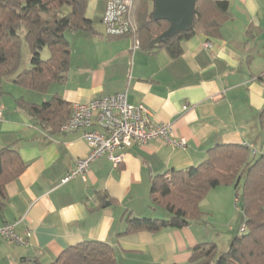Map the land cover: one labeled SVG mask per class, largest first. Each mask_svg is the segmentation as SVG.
Masks as SVG:
<instances>
[{
  "label": "crops",
  "instance_id": "1",
  "mask_svg": "<svg viewBox=\"0 0 264 264\" xmlns=\"http://www.w3.org/2000/svg\"><path fill=\"white\" fill-rule=\"evenodd\" d=\"M104 7L105 0L87 1L85 16L97 34L65 32L70 55L63 81L36 91L0 78V148L15 149L25 164L4 186L0 224L16 222L19 234H29L26 246L0 241V264H19L23 257L49 264L66 247L85 240L110 245L115 264H187L193 247L213 242L219 251L217 237L227 233L230 241L243 222L232 185H224L207 192L199 218L185 227L123 233L128 215L166 217L150 206L155 177L198 165L217 144L260 150L264 0H228L230 17L219 34H194L176 58L162 49L135 48L128 35L106 36L102 24L94 25L98 13L101 22ZM206 40L210 48L203 47ZM122 91L129 103L148 108L151 121L168 123L171 137L183 138L185 146L158 137L133 143L122 151L118 166L102 156L90 163L85 180L62 182L75 160L88 153L82 130L41 126L16 100L38 105L59 96L67 104L60 118H67L73 102Z\"/></svg>",
  "mask_w": 264,
  "mask_h": 264
},
{
  "label": "trees",
  "instance_id": "2",
  "mask_svg": "<svg viewBox=\"0 0 264 264\" xmlns=\"http://www.w3.org/2000/svg\"><path fill=\"white\" fill-rule=\"evenodd\" d=\"M88 0H0V78H12L15 84L44 91L49 84L61 82L69 64L70 51L66 31L97 34L85 16ZM152 0H138L135 9L136 37L139 46L151 52L164 50L176 58L183 42L198 32L217 36L229 17L228 0H197L192 27L165 42L151 41L165 31L168 22L150 18ZM21 36L28 45L30 66L21 67ZM110 36L109 38H112ZM115 37V36H114ZM46 47L48 56L41 57ZM20 109L36 118L41 126L58 127L67 104L54 96L41 104L16 100ZM70 112V108H69ZM264 115V107L261 111ZM69 116V115H68ZM25 168L18 152L0 148V204L4 186ZM232 185L236 206L243 216L244 232H238L227 248L219 252L213 242L198 244L191 250L187 264H264V155L252 156L242 144H217L207 150L206 158L184 170H170L152 180L150 206L166 217H126L123 233L156 232L164 228H182L199 218L200 201L217 186ZM19 264H41L23 257ZM49 264H115L110 245L85 240L66 247Z\"/></svg>",
  "mask_w": 264,
  "mask_h": 264
},
{
  "label": "built area",
  "instance_id": "3",
  "mask_svg": "<svg viewBox=\"0 0 264 264\" xmlns=\"http://www.w3.org/2000/svg\"><path fill=\"white\" fill-rule=\"evenodd\" d=\"M137 2L138 0H105L101 16L106 36L128 35L133 39L135 48L139 47L135 20ZM211 46L208 40L203 43L204 48ZM1 116L0 111V118ZM150 116L151 112L144 105L128 102L126 91L98 96L87 102H73L69 116L60 124V130L67 132L81 129L89 150L84 157L75 160L73 168L65 174L62 182L75 177L85 180L90 163L102 156H106L114 167L118 166L122 162V151L133 143L144 144L158 137L166 142L185 146L183 138L171 137V126L168 123L153 122ZM250 153L252 156L264 155V142L259 151L250 148ZM245 230L243 224L238 228V232ZM28 237L29 234L22 235L16 231V222L0 224V241L26 246L29 243Z\"/></svg>",
  "mask_w": 264,
  "mask_h": 264
},
{
  "label": "water",
  "instance_id": "4",
  "mask_svg": "<svg viewBox=\"0 0 264 264\" xmlns=\"http://www.w3.org/2000/svg\"><path fill=\"white\" fill-rule=\"evenodd\" d=\"M197 0H152L153 9L150 18L165 20L168 27L151 41V45L165 42L170 37L191 29L194 17V6Z\"/></svg>",
  "mask_w": 264,
  "mask_h": 264
},
{
  "label": "rangeland",
  "instance_id": "5",
  "mask_svg": "<svg viewBox=\"0 0 264 264\" xmlns=\"http://www.w3.org/2000/svg\"><path fill=\"white\" fill-rule=\"evenodd\" d=\"M151 3L149 6V9L151 8ZM100 13L96 14L95 18H94V25H96L97 28H102L101 26V22H100V17H99ZM48 56V50L46 47L43 48V50L41 51V57L45 58ZM30 53H29V49H28V45L27 43L24 41L23 36H21V67H29L30 66ZM234 206H235V202H234ZM239 220H234L231 224L235 227L236 225H238V223L241 222V215H239ZM162 217V216H161ZM224 220L223 216L221 215L218 223H221ZM220 225V224H219ZM227 225V224H226ZM219 230L222 229V226H218ZM223 229L225 230V228L223 227ZM234 237V234L231 233V235L229 236V238ZM231 240V239H230ZM217 246L219 248V252L224 251L228 244H229V240H228V234L227 233H223L220 234L219 237H217Z\"/></svg>",
  "mask_w": 264,
  "mask_h": 264
}]
</instances>
